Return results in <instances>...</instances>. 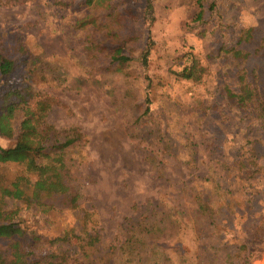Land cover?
Here are the masks:
<instances>
[{
    "label": "rangeland",
    "instance_id": "1",
    "mask_svg": "<svg viewBox=\"0 0 264 264\" xmlns=\"http://www.w3.org/2000/svg\"><path fill=\"white\" fill-rule=\"evenodd\" d=\"M86 1L0 0V50L18 63L8 83L42 101L52 138L76 140L63 154L81 194L77 211L0 195V224L52 239L88 211L106 245L148 223L159 229L143 235L144 256L154 242L170 264H264V160L255 178L238 171L264 132L226 92L241 60L264 68V0H153L152 12L146 0ZM119 47L126 62L113 61ZM193 63L198 81L178 76ZM21 173L0 164L6 186ZM205 197L214 223L198 215Z\"/></svg>",
    "mask_w": 264,
    "mask_h": 264
},
{
    "label": "trees",
    "instance_id": "2",
    "mask_svg": "<svg viewBox=\"0 0 264 264\" xmlns=\"http://www.w3.org/2000/svg\"><path fill=\"white\" fill-rule=\"evenodd\" d=\"M93 1L87 0L86 3L91 5ZM146 8L152 12L153 0H146ZM113 36L118 37L119 34L115 33ZM232 51L236 59L246 60L249 57L237 48H232ZM149 53L147 48L144 63H147ZM122 54L121 47L116 49L113 61L126 62L128 58ZM17 64L14 58L4 54L3 49L0 50V139L14 142L11 147L4 148L0 145V164L24 166V173L18 175L9 186L3 184L0 175V195L23 199L45 209L59 202L62 208L77 211L80 209V187L69 179L63 154L64 149L76 140L52 138L45 125L46 109L40 107L42 101L38 100L33 104L31 99L35 95L30 88L22 90L8 83L17 69ZM202 72L203 69L193 63L185 67L178 76L198 81ZM237 80L235 89L228 87L226 90L230 106L243 113H251L264 132V68H247L241 60L238 63ZM253 145L246 153L248 161L238 162V171L242 177L244 175L246 178H255L263 172L260 163L264 160V150L258 152L259 148L255 147V143ZM51 199L54 200L53 204L49 202ZM213 205L210 198L199 200L198 215L211 218L210 221L214 223L212 217L216 207ZM90 215V212L85 211L82 225L70 227L65 230L64 235L52 239L43 238L34 230L23 228L20 224H0V242L7 241L5 247L0 246V264L171 263L163 251L157 250L159 245L154 242L149 243L152 248L149 256L136 253L140 245L147 246V242H143V235L155 234L159 229L158 225H138L119 247H115L106 245L98 232L88 231L86 222ZM151 238L155 239V236ZM63 244L74 245L75 248L64 249Z\"/></svg>",
    "mask_w": 264,
    "mask_h": 264
}]
</instances>
